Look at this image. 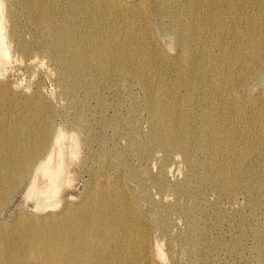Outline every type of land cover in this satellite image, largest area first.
<instances>
[{"label":"rangeland","instance_id":"374dc122","mask_svg":"<svg viewBox=\"0 0 264 264\" xmlns=\"http://www.w3.org/2000/svg\"><path fill=\"white\" fill-rule=\"evenodd\" d=\"M5 4L13 61L0 64V160L14 158L10 130L27 157L56 128L76 136L78 150L71 157L66 139L56 209L44 204L53 191L29 196L35 159L25 177L0 168V264L55 262L58 244L72 236L81 240V264H102L101 254L111 264H264V0H41L57 12L40 29L22 1ZM174 23L184 29L182 42ZM67 24L72 40L64 50ZM99 46L131 56L133 69L89 59ZM221 57L220 77L208 58ZM150 92L168 104L190 94L194 108L184 112L196 128L183 135L175 121L152 117ZM206 114L220 120L221 132L200 133ZM216 135L223 144L212 157L208 140ZM224 166L229 179L209 175ZM73 216L76 232L68 229ZM29 220L37 223L31 233L23 226Z\"/></svg>","mask_w":264,"mask_h":264},{"label":"bare ground","instance_id":"6f19581e","mask_svg":"<svg viewBox=\"0 0 264 264\" xmlns=\"http://www.w3.org/2000/svg\"><path fill=\"white\" fill-rule=\"evenodd\" d=\"M22 1L23 4L27 7L28 13L33 21V24L40 29L44 26V28L51 26L52 23L55 21L57 8L56 7H50L47 9L48 5L42 6L40 4L41 0H19ZM5 0H0V64L9 65L13 59L11 54V45L10 41H8V29H7V15L5 11ZM240 6V5H239ZM46 9V12L44 11ZM162 10L159 9L157 12L160 13ZM75 8L72 5V12L70 14H74ZM173 27L177 32L180 33L179 41L182 42V32L184 31L183 27L179 23H174ZM199 28V27H198ZM61 33V47L65 50L68 47V43L72 40V28L67 24L66 27H63L60 30ZM240 34V32H239ZM260 34L264 39V27L261 28ZM237 35V34H236ZM240 40L246 41L247 45L251 47L253 44H256L253 41V35L246 34L242 35L240 34ZM238 42V40H237ZM257 47L254 46V50H256ZM93 54H91L88 58L89 59H100L105 60V56L107 57V64L112 65L113 68L117 69L119 68L123 63H125V70H131L133 69V60L131 56L128 57H122L120 53L113 50L111 47H97L94 50H92ZM145 57L149 58L151 56V52L148 48V52H145ZM208 60L212 63V67L215 69L214 71L219 75L220 77L224 74L222 60L221 57L220 62H212L210 58ZM239 60V58H237ZM241 66L243 68L247 67V69H251L249 65H245L244 62H242ZM70 68V67H69ZM193 72L195 75L199 73L198 70H196V67L194 68ZM145 70H148V72L145 74V81L146 84L151 86L154 74L151 71L150 63H148L145 66ZM246 80L244 78H241L239 80L240 84H243ZM206 95L208 93L207 90H205ZM161 96H159V93L156 92H150L148 101H149V111L151 116L154 115L157 116V118H164L167 121H175L176 125L179 129H181V134H187L190 133L191 129L193 127L196 128V124L193 123L191 114L187 115L184 112V107L189 106L191 110L194 108V99L189 94L186 97H172V103L168 104ZM183 101L185 104L180 105L179 102ZM193 124V125H192ZM210 126V129L213 134L221 132L222 125L220 123V120H212L210 118L209 114L205 115V118L202 120V126L199 127L200 133H205L206 128ZM174 136L178 137V134H174ZM6 139L9 141L10 147L14 150V158H3L0 160V168L6 167L8 169L9 174H13L15 176H18L22 174L24 177L28 175L29 171L31 170V158L35 159L33 162L34 165V174L29 176V196H45L49 192L53 191V197H48L44 199V204L46 206L55 208L57 205L53 202L57 201L59 198V191L62 189L63 182L66 181V171H65V164H66V153H65V141L66 139H69L70 147L72 148V155L71 157H74L78 150V141L76 139V136L74 135H67L65 132H63L61 129L56 128V130L53 132L52 137L50 138V141L48 144H45V142L48 140L47 136L44 135L41 137V145L38 147V149L33 150L30 153V156H26V150L22 149L19 146L14 147L16 143L20 141V138L18 137V134L14 130H10L6 136ZM157 142V141H156ZM172 143L171 140H166L165 144L170 145ZM86 144V142H85ZM208 144L210 146V152L212 157H216L217 151L220 145L223 144V141L221 137L218 135L210 138L208 140ZM224 150L227 149L226 146L223 147ZM243 152H246L244 150ZM120 155L117 152L113 154L114 158H117L119 161L122 159L117 156ZM122 156V155H121ZM238 160V159H237ZM241 160V159H240ZM226 166L223 167V170H220L218 173H209L210 176L213 178L218 176H223L224 180L229 179L227 177ZM0 181H4V177H0ZM234 181H232L233 183ZM219 185V184H217ZM248 185H252V182H248ZM256 187V185H255ZM138 215V214H137ZM140 216V215H139ZM101 221V227L103 229V240H108V231L109 226L105 225L103 220ZM5 221L0 220V236L1 232L5 228ZM78 222L75 219V216H73V219L70 221L68 225V229L71 231L77 230ZM23 226L27 227L29 230V233H31L34 229H37V223L35 221L29 220V221H23ZM30 226V227H28ZM32 226V227H31ZM3 235V234H2ZM79 241L78 237H71V241L67 243L66 241L61 242L58 244V250L59 254L57 257V260L53 262L52 260L47 261V264H81L79 261ZM86 246L88 248H92L94 245L93 240L86 239L84 240ZM23 247L26 248L25 244H21ZM139 247V244H138ZM73 253V255L70 253ZM155 257L158 259H161V249L158 245H156V248H154ZM47 255H53L52 249L48 248ZM100 254V253H99ZM90 256V253L86 254V257L88 258ZM101 261H103L102 256H104L105 261L102 264H111L112 259L109 257L108 254H101L99 255ZM119 257H122L121 255H117L115 259L117 261L120 260ZM10 264H17L14 260L10 262ZM145 264H155L154 261H147Z\"/></svg>","mask_w":264,"mask_h":264}]
</instances>
